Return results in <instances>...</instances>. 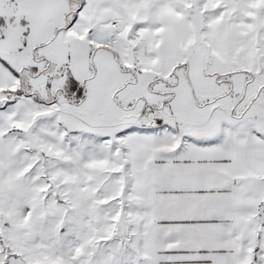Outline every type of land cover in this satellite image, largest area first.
Masks as SVG:
<instances>
[{"label": "snow or ice", "instance_id": "6c2138e0", "mask_svg": "<svg viewBox=\"0 0 264 264\" xmlns=\"http://www.w3.org/2000/svg\"><path fill=\"white\" fill-rule=\"evenodd\" d=\"M0 264H264V0H0Z\"/></svg>", "mask_w": 264, "mask_h": 264}]
</instances>
